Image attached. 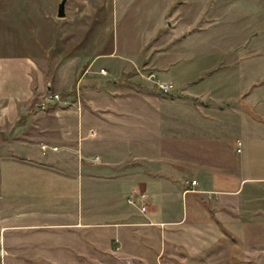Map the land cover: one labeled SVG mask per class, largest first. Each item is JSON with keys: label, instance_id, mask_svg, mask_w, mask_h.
Wrapping results in <instances>:
<instances>
[{"label": "crops", "instance_id": "1", "mask_svg": "<svg viewBox=\"0 0 264 264\" xmlns=\"http://www.w3.org/2000/svg\"><path fill=\"white\" fill-rule=\"evenodd\" d=\"M251 52L222 62L229 69L210 80L180 77L173 62L167 108L124 84L84 86L72 93L76 102H46L42 77L32 76L34 60L0 55V131L8 126L10 140V154L0 155V264L6 253L23 256L19 264H28V254L65 264L81 254L83 234L95 241L100 227L123 240L124 228L137 230L144 219L154 230L180 224L183 211L168 207L191 199L182 195L183 176L196 181L201 196L228 195L250 206L259 192L264 200V58ZM128 158L135 169L123 166ZM124 191L152 209L140 212L126 201L140 216L122 212L115 197Z\"/></svg>", "mask_w": 264, "mask_h": 264}, {"label": "rangeland", "instance_id": "2", "mask_svg": "<svg viewBox=\"0 0 264 264\" xmlns=\"http://www.w3.org/2000/svg\"><path fill=\"white\" fill-rule=\"evenodd\" d=\"M58 2L0 0V55L34 60L32 76L42 77L46 102H76L72 93L84 86L124 84L131 92L144 91L148 103L158 97L167 108L175 95L169 79L173 62L170 69L180 77L189 72L195 79L207 74L210 80L227 71L223 63L239 53L251 50L253 58H264V0H66L63 17L57 16ZM158 82H170L173 88L164 91ZM9 141L7 126L0 131V155L10 154ZM136 165L135 158L123 162L130 169ZM186 180L194 179L180 178L182 195L191 199L184 197L182 205L170 201L168 207L170 214L183 211L180 224H160L154 230L144 219L134 224L137 230L126 226L123 240L104 227L96 229L95 241L86 231L81 254L65 264H264L260 193L253 192L252 204L246 206L228 195L201 196L195 183ZM126 196V191L117 195L116 206L130 217L140 216ZM167 231L175 240L166 239ZM55 255L62 258L58 251ZM20 258L6 253L1 264H19ZM55 259L28 254V264H57Z\"/></svg>", "mask_w": 264, "mask_h": 264}, {"label": "built area", "instance_id": "3", "mask_svg": "<svg viewBox=\"0 0 264 264\" xmlns=\"http://www.w3.org/2000/svg\"><path fill=\"white\" fill-rule=\"evenodd\" d=\"M101 73H105L106 71L102 68L100 70ZM158 87L164 91H169V90H172L173 88V84L170 83V82H158L157 83ZM54 98H58V95H54L53 96ZM237 144L240 145L241 143L239 141H237ZM46 146L45 145H42V148H45ZM55 149V147H53ZM237 151H239V149H237ZM196 181L195 180H192L191 182H188L186 180V183H195ZM143 196H137V197H129L128 198V203L132 204V205H136L139 207V210L140 212H145L146 210V206L142 203V200H143Z\"/></svg>", "mask_w": 264, "mask_h": 264}, {"label": "water", "instance_id": "4", "mask_svg": "<svg viewBox=\"0 0 264 264\" xmlns=\"http://www.w3.org/2000/svg\"><path fill=\"white\" fill-rule=\"evenodd\" d=\"M65 2L66 0H60L57 5V16L63 17L65 15Z\"/></svg>", "mask_w": 264, "mask_h": 264}]
</instances>
